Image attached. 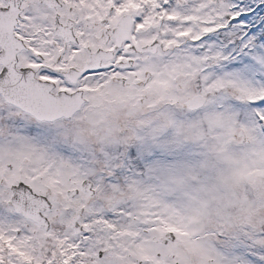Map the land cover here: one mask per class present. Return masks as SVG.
<instances>
[{"label":"snow or ice","instance_id":"obj_1","mask_svg":"<svg viewBox=\"0 0 264 264\" xmlns=\"http://www.w3.org/2000/svg\"><path fill=\"white\" fill-rule=\"evenodd\" d=\"M0 264H264V0H0Z\"/></svg>","mask_w":264,"mask_h":264}]
</instances>
